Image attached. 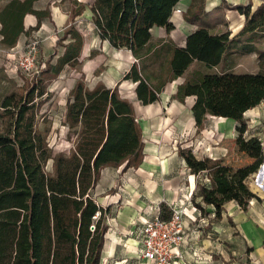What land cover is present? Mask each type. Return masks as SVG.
I'll list each match as a JSON object with an SVG mask.
<instances>
[{"label":"trees","instance_id":"1","mask_svg":"<svg viewBox=\"0 0 264 264\" xmlns=\"http://www.w3.org/2000/svg\"><path fill=\"white\" fill-rule=\"evenodd\" d=\"M34 1L9 0L0 6L1 46L14 47L23 32L40 27L42 16L50 10L35 9ZM69 1L75 5L70 11L72 23L57 40L64 49L55 61V53L51 54L41 72L49 79L58 76L66 64H77L83 47L84 35L74 21L85 3ZM177 1L93 0L92 17L97 33L113 47L128 48L139 59L149 52L156 56L163 51L170 53L171 74L157 85L147 79L138 62L126 73L125 78L139 81L136 90L144 103L158 100L164 83L181 75L194 60L213 67L225 54L233 58L234 52H257L258 71L201 73L187 79L173 95L181 101L187 95H196L192 110L198 130L210 114L237 120L239 146L258 158L248 170L235 172L236 179L221 172V159L205 158L211 169V185H200V194L206 204L216 206L219 216L227 201L235 199L246 208L256 196L245 177L260 163L263 147L258 136L245 137L244 113L264 99V49L257 45L259 31H264V2L254 10L251 4L234 6L245 14L246 22L230 37V32L214 34L205 25L206 0H192L184 17L199 27L188 36L186 46L171 42L153 45L151 27L164 25L172 29L170 17ZM28 12L37 14L38 23L26 30L24 17ZM24 100V95L17 92L6 95L1 101L3 115L16 116ZM66 106L62 123L69 127L68 137L72 133L76 137L69 151L50 150L51 171L45 163L27 157L15 136L13 120L0 131V264L101 263L108 230L107 210L98 203L93 188L103 167L124 164L127 169L142 162V129L133 103L119 93L117 86L98 82L90 87L84 75L70 89ZM196 205L204 210L201 203Z\"/></svg>","mask_w":264,"mask_h":264},{"label":"crops","instance_id":"2","mask_svg":"<svg viewBox=\"0 0 264 264\" xmlns=\"http://www.w3.org/2000/svg\"><path fill=\"white\" fill-rule=\"evenodd\" d=\"M8 1L0 0V6ZM67 1L69 0H35V9L48 8L50 13L42 16L38 29L23 32L15 47L22 48L26 43L27 34L37 31L41 38L40 45L43 41L48 42L47 47H44V53L49 54L48 58L55 53L50 52L51 48L56 45L61 32L64 33L72 23L70 11L75 5L69 1L70 6L64 9L62 4ZM78 1L85 3L83 12L77 15L74 21L84 35L79 62L75 65L66 64L57 77L68 76L69 91L82 75L90 87L98 82H103L108 87L117 86L119 93L133 103L144 142V157L138 166L124 169V164L107 165L101 169L100 179L93 188V195L98 203L107 210L108 230L100 264H109V260H115L113 264H122L134 255L142 264H154L142 258L139 253L138 232L143 221L157 213L168 216L170 206L174 203H185L186 211L192 215L191 204L196 202L204 206L205 212L203 214L201 209V215H197L198 219L195 221L186 217L187 237L180 246L181 255L175 258L176 264H264V149L260 161L263 167L260 166L258 171H254L260 176H257L254 182L248 181L249 188L256 196L249 200L246 208L237 200L231 199L223 205L219 216H213L212 212L216 206L206 204L202 195L197 192L199 173L195 171L191 161L194 163L196 159L199 162L205 158L221 159L223 167H232L239 171L250 168L258 158L248 155L239 146L234 136L235 131L238 133L237 120L210 114L203 127L198 130L192 110L196 95H187L184 101L173 97L187 79L209 71L232 69L237 62L236 56L241 54L234 52L233 58L231 54H225L221 62L213 67L194 60L181 75L164 83L158 100L144 103L136 90L139 81L125 78L126 73L138 62L147 79L157 85L171 74L170 53L163 51L156 56L155 53L149 52L145 55L147 57L139 59L128 48L113 47L107 39H102L97 33L91 9L93 0ZM262 2L264 0H206L205 25L214 34L230 32L232 37L246 22L245 14L234 6L251 4L254 10ZM191 3L192 0L177 1L170 17L174 25L172 29L168 30L164 25L151 27L153 45L161 46L162 43L171 42L179 47L186 46L188 36L199 27L197 23H192L184 17V12ZM83 19H90L86 32L82 29L83 25L82 28L77 25V22ZM37 23L36 13L28 12L25 15L26 30ZM1 37L0 32V39ZM242 54L252 55L257 60L258 71L257 52ZM40 56L46 64L48 58L42 56L41 52ZM69 91H63L57 97L54 110L52 108L53 126L58 122L63 124ZM244 119L247 122L245 137L262 133L264 99L245 111ZM236 144L237 157L233 158L231 155H235L231 150H236ZM200 145L205 146L204 152ZM215 237L222 240V248L219 246L220 242L215 244ZM201 244L204 246H200Z\"/></svg>","mask_w":264,"mask_h":264},{"label":"rangeland","instance_id":"3","mask_svg":"<svg viewBox=\"0 0 264 264\" xmlns=\"http://www.w3.org/2000/svg\"><path fill=\"white\" fill-rule=\"evenodd\" d=\"M70 6L69 1L64 2L62 7L64 9ZM90 19H83L77 22L78 27L82 28L83 25L85 32L89 29ZM83 22V23H82ZM32 33V32H31ZM62 33L57 38L62 37ZM30 34H27V39ZM27 41V40H26ZM45 45V46H44ZM48 42H42L40 45V52L42 56H45L47 59L49 54L44 53V47H47ZM257 45L264 49V31L260 32L257 39ZM10 48H6L0 46V131L4 128L5 124L10 120H13L15 136L19 143L22 145L23 150L25 151L27 157L33 161H41L45 163V168L48 171L53 169V159L48 158V154L50 150L53 152H57L59 150L69 151L71 146L74 143L76 135L74 133L71 134V137H68V125H63L58 122L53 126V113L52 108L54 110V104L57 101V97L61 95L64 91L68 93L69 91V79L68 76L64 77H53L47 78L46 75L40 72L39 75H27L23 72H7L5 70L2 62L7 58L8 52ZM63 51V46L56 42V45L51 48V53L55 52L54 61L58 54ZM237 62L234 64L232 68L233 71L236 72H255L258 69V62L252 55L249 54H241L236 56ZM12 92H17L19 94H23L25 97L24 103H22L18 111L16 112V116L12 118L9 115H3L5 111L1 107V101L4 97ZM216 133V132H215ZM238 133L235 131L234 136L237 138ZM235 146V144H231ZM201 150H205L204 145H200ZM199 152V149H197ZM237 144L236 150H231L235 156L231 155L233 158L237 157ZM243 152V151H241ZM195 157V153L192 154ZM196 158V157H195ZM199 162L197 159L194 163L191 161L193 168L195 171L199 173L198 179L200 180L197 186V192L200 193V185H211V169L207 167L205 163V159H200ZM262 161V160H261ZM252 165V164H251ZM250 165V166H251ZM232 166V165H231ZM263 167V164H258L255 167V170L252 172H247L245 177V183L248 185V181L254 182L259 177L260 174L257 175L254 171H258L259 167ZM230 167V166H229ZM244 170H248L245 168ZM223 174H226L230 179H236L235 169H228L224 167L221 170ZM255 174V175H254ZM210 178L209 181H205V178ZM249 186V185H248ZM205 209L203 210V214ZM188 219V217H187ZM215 239V244L219 243L220 248L223 247L222 240ZM200 246H204L201 244ZM109 264H113L116 262L115 260H109ZM105 262V261H104ZM122 264H142L141 260L137 256L130 257L127 259V262H123Z\"/></svg>","mask_w":264,"mask_h":264},{"label":"built area","instance_id":"4","mask_svg":"<svg viewBox=\"0 0 264 264\" xmlns=\"http://www.w3.org/2000/svg\"><path fill=\"white\" fill-rule=\"evenodd\" d=\"M41 38L38 32L33 31L22 48L11 47L7 58L2 62L7 72H23L37 76L45 68V61L40 56ZM264 149V131L257 135ZM205 181L210 182L207 176ZM190 196L192 191H190ZM190 200V198H189ZM193 209L190 215L185 203H174L170 206V215L163 217L160 213L143 221L138 232L140 239L139 253L142 258L154 264H176V257L181 255L180 246L187 237L186 217L192 221L201 215V208L191 204ZM213 216H217L214 207Z\"/></svg>","mask_w":264,"mask_h":264}]
</instances>
